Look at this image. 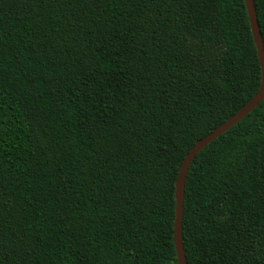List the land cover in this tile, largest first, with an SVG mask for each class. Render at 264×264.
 <instances>
[{
	"label": "trees",
	"instance_id": "obj_1",
	"mask_svg": "<svg viewBox=\"0 0 264 264\" xmlns=\"http://www.w3.org/2000/svg\"><path fill=\"white\" fill-rule=\"evenodd\" d=\"M260 78L244 0H0V264H177L180 164ZM181 238L264 264V97L189 164Z\"/></svg>",
	"mask_w": 264,
	"mask_h": 264
},
{
	"label": "water",
	"instance_id": "obj_2",
	"mask_svg": "<svg viewBox=\"0 0 264 264\" xmlns=\"http://www.w3.org/2000/svg\"><path fill=\"white\" fill-rule=\"evenodd\" d=\"M247 16L250 24V29L253 41L257 50L259 59L261 78L260 85L256 93L246 101L240 108H238L227 119L213 128L209 133L197 139L191 148L185 154L175 180V207H174V220H173V243L176 253L177 264H186L182 238H181V219L183 212V198H184V181L189 164L194 159L195 155L210 141L215 139L221 133L230 128L233 124L244 117L252 108H254L264 97V47L262 36L257 22L256 11L253 0H244Z\"/></svg>",
	"mask_w": 264,
	"mask_h": 264
}]
</instances>
